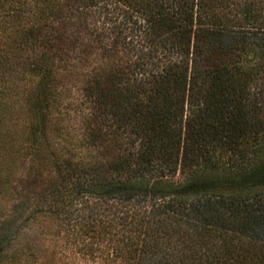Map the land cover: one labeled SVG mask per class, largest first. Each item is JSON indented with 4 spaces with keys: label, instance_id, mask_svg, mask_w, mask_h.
Masks as SVG:
<instances>
[{
    "label": "trees",
    "instance_id": "16d2710c",
    "mask_svg": "<svg viewBox=\"0 0 264 264\" xmlns=\"http://www.w3.org/2000/svg\"><path fill=\"white\" fill-rule=\"evenodd\" d=\"M20 152L0 264L52 218L91 264H264V0H0Z\"/></svg>",
    "mask_w": 264,
    "mask_h": 264
},
{
    "label": "rangeland",
    "instance_id": "374dc122",
    "mask_svg": "<svg viewBox=\"0 0 264 264\" xmlns=\"http://www.w3.org/2000/svg\"><path fill=\"white\" fill-rule=\"evenodd\" d=\"M3 153L0 154V206H11V194L7 188L5 176L12 171L17 173H21L22 170L28 172L30 159L29 155L23 156L20 152L18 161L16 160L19 170L16 171L15 167H9V163L5 161L7 154L3 157ZM31 169L36 171V168ZM40 170L47 172L48 169L42 168ZM64 232L65 227L54 218L32 222L21 230L18 239L11 248L18 255L21 254L16 256L14 260L9 259L3 264H91L83 251L78 252L72 241L74 238L67 237L66 234L63 235Z\"/></svg>",
    "mask_w": 264,
    "mask_h": 264
}]
</instances>
